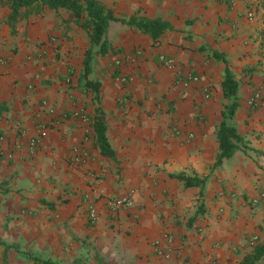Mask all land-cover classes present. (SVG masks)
I'll list each match as a JSON object with an SVG mask.
<instances>
[{"label":"crops","instance_id":"0c3cea01","mask_svg":"<svg viewBox=\"0 0 264 264\" xmlns=\"http://www.w3.org/2000/svg\"><path fill=\"white\" fill-rule=\"evenodd\" d=\"M94 1L113 17L104 52L69 11L11 21L0 0V264H240L264 243V198L251 202L264 194L263 0ZM130 20L169 29L155 42ZM190 76L199 82L183 87ZM230 106L245 148L215 165ZM97 114L114 159L96 146ZM21 130L41 136L34 155L14 147ZM121 198L129 205L109 206Z\"/></svg>","mask_w":264,"mask_h":264},{"label":"trees","instance_id":"16d2710c","mask_svg":"<svg viewBox=\"0 0 264 264\" xmlns=\"http://www.w3.org/2000/svg\"><path fill=\"white\" fill-rule=\"evenodd\" d=\"M11 8L10 20H16L20 11L26 10L40 13L44 9L59 10L64 9L70 12L71 16L76 18L79 22L81 20L84 28L90 29V40L95 45L101 46V52L105 49V33L110 20L113 17L110 14H105L104 8L94 0H8ZM264 6V0H263ZM83 20V21H82ZM128 25H133L142 32L150 34L153 41H157L161 34L169 29V26L161 21H135L130 20ZM90 57L87 55L83 62L84 76L88 73V64ZM89 82H87L88 84ZM90 85V83H89ZM96 85H91L96 88ZM237 82L226 70L225 79L222 83L223 97L229 98L236 93ZM232 106H230L227 114H223V121L217 129L216 137L219 144V153L216 158L215 165H220L224 159L231 157L235 152L244 149V143L237 131L229 126L225 120L232 115ZM92 127L95 133L96 146L98 147L102 156L110 159L115 158V154L110 147L106 137V127L103 118L100 114L94 117ZM186 187L197 184L196 181L183 178ZM264 261V243L257 245L251 254L245 256L240 264H256L259 260ZM49 264V263H43Z\"/></svg>","mask_w":264,"mask_h":264},{"label":"built area","instance_id":"2783aa9c","mask_svg":"<svg viewBox=\"0 0 264 264\" xmlns=\"http://www.w3.org/2000/svg\"><path fill=\"white\" fill-rule=\"evenodd\" d=\"M246 19L248 21L254 20V13L252 11H249L246 14ZM53 41L54 40L52 39L51 42H53ZM136 54L139 55L140 52H137ZM158 62L161 64V66H163L164 68H166L168 70H174L176 68L175 60L173 58H171V57H167L166 55H159L158 56ZM120 64H121L120 60L113 59V61H112L113 69L118 68L120 66ZM115 79L120 84H127L131 80L130 78L126 77L125 75H120V74L116 75ZM180 80H181L180 83L183 85V87H187L191 83H195V84L198 83L199 82V77L190 76V77H187L185 79H180ZM202 93H203L204 97L206 99H208L211 96V89L209 87L204 86L203 89H202ZM261 99H262L261 93L260 92H256V93H254L252 95V97L250 99V104L252 106L255 105V104H258ZM173 132H174V134L177 137L185 136V138H184V142L185 143L191 142L193 140V138H194V135L191 134V133H187L185 135H182L183 133L180 130H178V129H174ZM40 138H41V136L39 134L36 135V136H32V135L29 136V135H27V133L25 131L21 130L19 132L18 141H16V143L14 144V147L17 148V149H19L20 147H23L24 145L22 144V142L24 141L27 153H29L30 155H34L35 153L38 152V150L41 147V139ZM0 140H2V138ZM263 198H264V194H261L259 198L253 199L251 202L253 204H257ZM129 202H130L129 199L121 198L119 200H117V199L116 200H111L109 202V206H111L113 209H117L118 207H121L122 205H127L128 206ZM88 217H89V220H91L92 222L96 221L95 212L91 208H89V210H88ZM164 238L166 239V241H167V243L169 245V243H171V241H172L171 238L168 237V236H164ZM159 254L164 259L168 260L170 258V252L167 251V250H165V251L160 250Z\"/></svg>","mask_w":264,"mask_h":264},{"label":"rangeland","instance_id":"374dc122","mask_svg":"<svg viewBox=\"0 0 264 264\" xmlns=\"http://www.w3.org/2000/svg\"><path fill=\"white\" fill-rule=\"evenodd\" d=\"M92 59H93V57H92ZM90 60H91V57H90ZM112 60V57H110V61ZM91 62V61H90ZM88 70H89V68H88Z\"/></svg>","mask_w":264,"mask_h":264}]
</instances>
